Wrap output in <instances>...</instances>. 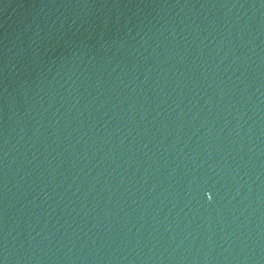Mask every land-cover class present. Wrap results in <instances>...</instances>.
Instances as JSON below:
<instances>
[{"label":"water","instance_id":"1","mask_svg":"<svg viewBox=\"0 0 264 264\" xmlns=\"http://www.w3.org/2000/svg\"><path fill=\"white\" fill-rule=\"evenodd\" d=\"M0 264H264V0H0Z\"/></svg>","mask_w":264,"mask_h":264}]
</instances>
